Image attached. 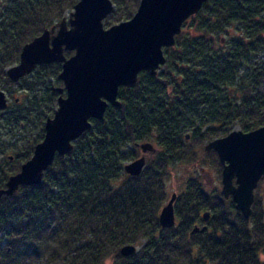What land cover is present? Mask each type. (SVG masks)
Returning a JSON list of instances; mask_svg holds the SVG:
<instances>
[{
    "label": "trees",
    "instance_id": "obj_1",
    "mask_svg": "<svg viewBox=\"0 0 264 264\" xmlns=\"http://www.w3.org/2000/svg\"><path fill=\"white\" fill-rule=\"evenodd\" d=\"M78 1L0 0V89L12 98L20 93L0 112V153H13L12 166L0 171V189L44 138L62 87L60 63L38 66L18 83L6 70ZM112 1L107 28L131 19L140 3ZM164 52L159 74L143 71L136 84L121 87V107L110 105L103 120L93 119L40 185L1 198L0 264H264L260 185L246 218L231 197L189 178L175 202L177 224L159 222L172 165L200 163L199 149L234 127L264 126V0H208ZM10 127L16 135L6 143L1 131ZM144 142L156 152L131 176L124 166L141 156ZM207 152L220 165L217 153ZM196 225L206 230L192 234ZM128 244L138 251L126 257L121 248Z\"/></svg>",
    "mask_w": 264,
    "mask_h": 264
},
{
    "label": "water",
    "instance_id": "obj_2",
    "mask_svg": "<svg viewBox=\"0 0 264 264\" xmlns=\"http://www.w3.org/2000/svg\"><path fill=\"white\" fill-rule=\"evenodd\" d=\"M208 0H140L133 17L110 27L105 19L115 9L112 0H79L69 16L26 43L18 63L7 68L15 83L31 75L38 66L60 63L57 108L45 122L44 138L36 144L32 156L20 171L8 177L0 189V200L14 196L21 186L40 185L45 171L57 155L69 154L75 143L92 127V120H103L110 105L121 107L119 91L137 83L140 73L157 76L166 64L165 48L176 44L184 23L197 14ZM66 51H72L71 56ZM9 99L0 89V111H6ZM187 141L190 134H187ZM142 155L125 164V172L138 176L146 165V154L155 153L151 142L139 144ZM215 151L223 165L222 194L232 198L246 218L253 213L259 182L264 178V126L250 132L233 129L229 134L209 141L205 151ZM12 158V157H11ZM173 193L162 207L159 222L163 228L177 224ZM210 212L204 213L205 221ZM196 225L192 234L204 232ZM138 251L133 244L121 248L123 256Z\"/></svg>",
    "mask_w": 264,
    "mask_h": 264
},
{
    "label": "rangeland",
    "instance_id": "obj_3",
    "mask_svg": "<svg viewBox=\"0 0 264 264\" xmlns=\"http://www.w3.org/2000/svg\"><path fill=\"white\" fill-rule=\"evenodd\" d=\"M69 14H67V16H69ZM61 86H63V83ZM13 88L16 89L17 86H14ZM6 92L8 94V98L10 99V104H12L14 102V98L19 96L20 94L18 92H14V98H12L9 95L8 91ZM237 128L238 127H234V129ZM1 133L3 134L2 139L5 140L6 143L9 142L10 137L13 138L16 135V131L11 127L5 130L2 129ZM199 151L200 163H178L172 165L169 168L170 176L166 179V191L168 193L165 203L168 202L173 193H176L178 195L177 200L179 199L180 195H182V193L185 191L189 178H199L203 183V188L205 189V191H215L218 193L222 192L221 163L220 165H218L217 161L213 160V156L209 155V153L205 151V147L203 149H199ZM9 156L12 157L13 153H0V171L8 170L9 165L10 167L12 166L13 160L10 159ZM260 183V191L257 192V198L261 200L262 205L264 206V180H262ZM199 225L202 226V224ZM261 259L264 261V254L261 256Z\"/></svg>",
    "mask_w": 264,
    "mask_h": 264
},
{
    "label": "flooded vegetation",
    "instance_id": "obj_4",
    "mask_svg": "<svg viewBox=\"0 0 264 264\" xmlns=\"http://www.w3.org/2000/svg\"><path fill=\"white\" fill-rule=\"evenodd\" d=\"M0 112H2V111H0ZM223 167V166H222ZM223 169V168H222Z\"/></svg>",
    "mask_w": 264,
    "mask_h": 264
},
{
    "label": "bare ground",
    "instance_id": "obj_5",
    "mask_svg": "<svg viewBox=\"0 0 264 264\" xmlns=\"http://www.w3.org/2000/svg\"><path fill=\"white\" fill-rule=\"evenodd\" d=\"M7 71V70H6Z\"/></svg>",
    "mask_w": 264,
    "mask_h": 264
}]
</instances>
